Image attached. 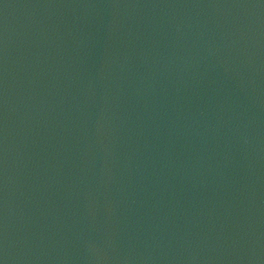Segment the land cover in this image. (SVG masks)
<instances>
[{"label":"water","instance_id":"water-1","mask_svg":"<svg viewBox=\"0 0 264 264\" xmlns=\"http://www.w3.org/2000/svg\"><path fill=\"white\" fill-rule=\"evenodd\" d=\"M2 264H264V0H0Z\"/></svg>","mask_w":264,"mask_h":264},{"label":"snow or ice","instance_id":"snow-or-ice-1","mask_svg":"<svg viewBox=\"0 0 264 264\" xmlns=\"http://www.w3.org/2000/svg\"><path fill=\"white\" fill-rule=\"evenodd\" d=\"M0 264H2V262H0Z\"/></svg>","mask_w":264,"mask_h":264}]
</instances>
